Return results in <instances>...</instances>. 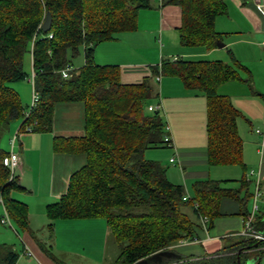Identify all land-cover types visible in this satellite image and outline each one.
<instances>
[{
  "label": "trees",
  "instance_id": "obj_1",
  "mask_svg": "<svg viewBox=\"0 0 264 264\" xmlns=\"http://www.w3.org/2000/svg\"><path fill=\"white\" fill-rule=\"evenodd\" d=\"M160 3L179 6L177 31L182 45L211 49L221 41L214 20L225 13V0ZM149 7L150 0H0V134L5 125L23 116L12 138V150L18 132L52 130L55 104L80 103L83 133L53 136L52 149L84 154V163L69 175L59 198L45 205L49 220L104 217L106 243L110 239L118 248L116 264H134L155 254L160 255L156 264H237L238 259L246 264V251L263 245L262 239L237 235L217 251L199 257L175 255L169 249L195 238L196 217L206 219L210 226L220 214L223 197L237 201L241 213L247 215L251 191L245 176L236 187L226 186L227 179L196 180L187 197L183 185L167 178L162 164L143 156L147 148L166 145L167 121L160 110L147 108L152 104L148 99L158 100L151 78L175 75L185 87L205 96L208 164H237L245 170L236 122L239 111L226 95L217 92L221 83L240 78L236 67L241 65L234 58L232 64L219 59H162L153 66L151 76L123 83L117 64L94 60L98 43L117 32L135 30L138 11ZM46 12L51 25L42 30ZM80 48L83 64L63 78L60 69L66 63L72 65L71 57ZM28 51L38 99L25 116L18 93L8 83L27 76L23 58ZM9 152L0 147V203L9 219L26 229L27 205L10 196L12 189L23 186L2 162ZM252 227L264 235V213L253 218ZM48 228L52 229V222ZM165 251L173 255L161 254ZM17 257L11 244L0 243V264H15Z\"/></svg>",
  "mask_w": 264,
  "mask_h": 264
},
{
  "label": "crops",
  "instance_id": "obj_2",
  "mask_svg": "<svg viewBox=\"0 0 264 264\" xmlns=\"http://www.w3.org/2000/svg\"><path fill=\"white\" fill-rule=\"evenodd\" d=\"M255 1L225 0V13L216 16L214 20V27L220 34L222 46L216 45L206 49L202 46L180 45L177 31L180 22L179 6L160 5V0H150L151 7L141 8L138 11L135 31L118 32L121 37L117 35L118 37H113L110 41L98 43L94 48L95 62L117 64L120 80L123 83H137L144 77L151 76L153 66L162 59L178 57L190 59L195 55H202L207 57L206 59H219L230 64L234 58L241 65L236 67L240 78L221 83L217 87V92L226 95L239 111L236 122L242 139L245 170L237 164H208L205 132L206 99L202 92L185 87L181 79L175 75L162 74L158 81L155 76L151 78L158 92L163 117L170 127L173 146L166 145L170 148L169 158L176 156L177 159V162L172 165L173 168L166 170L167 178L173 183L183 185L189 197L193 193V182L206 178L227 179L226 186L236 187L238 179L244 175L249 181L248 187L251 191L247 203V215L241 213V206L234 199L221 198L220 214L213 219L210 226H207L202 217L199 220L196 217L195 238L179 241L169 247L175 255L199 257L213 253L220 249L223 243H228L231 238L242 235L241 229L246 216L252 213L255 219L264 213V146L260 150V136L254 130L256 127L264 126V33L261 29L262 18L255 7ZM147 22H152L150 27L147 26ZM157 31L164 34L166 41L165 45L162 44L159 61L153 64L154 62H146L141 54L148 40L153 42V34ZM126 33H131L132 40L135 38L136 40L127 42L120 48L117 43L112 42L114 39H122V36L125 39ZM116 45L121 52L119 56L114 53L117 49ZM57 107L68 110L67 114L58 120L56 119ZM19 124L20 122L15 129L14 127L10 129L11 135L17 131ZM82 124L83 109L80 103H57L51 131L27 135H24V131L18 132L16 135L19 146L18 166L15 168L18 174L15 172L14 174L18 175L19 183L23 186L22 190L26 191V187L20 181V175L23 177L26 174L31 152L42 144L48 143L55 135L82 134ZM44 133L50 135H42ZM53 154L50 158L54 166L52 165L48 173V182L52 185H57L56 182H59L61 190L53 191L55 188L50 187L41 198L35 200L37 206H31L29 201L15 197L13 193L18 189L10 191V196L26 203L28 210L27 228L16 234L21 240L19 247H16V239L11 238V241H15L13 247L18 253L15 264H25L23 261L26 257L35 259L31 264H77L72 257L73 254L82 260L85 258V261L90 259L91 264H100L101 259L104 258L107 237V225L104 218H57L51 221L45 213V205L56 201L65 190L67 176L70 173L68 169L78 158L77 154L54 151ZM150 157L147 158L153 159L151 155ZM58 165H61L59 168L65 169L63 178L60 176L62 171L57 170ZM29 192L32 193V189ZM43 197L46 198L45 201L42 200ZM50 222H52V229L48 228ZM0 223L7 224L1 221ZM8 225L11 226V224ZM73 243L79 245V250L71 246ZM25 251H30L32 255H27ZM171 252H167L165 256L173 255ZM87 253H91V257L85 255ZM246 254V264H254L256 261L264 264V244L247 250Z\"/></svg>",
  "mask_w": 264,
  "mask_h": 264
},
{
  "label": "rangeland",
  "instance_id": "obj_3",
  "mask_svg": "<svg viewBox=\"0 0 264 264\" xmlns=\"http://www.w3.org/2000/svg\"><path fill=\"white\" fill-rule=\"evenodd\" d=\"M147 23H148L147 26L150 27V23H152V22H147ZM132 31H135V30H132ZM117 33L114 34L113 37H118V36L121 37L119 35V33L118 34ZM125 35H126L125 39H123L124 37L122 36V39L121 38L114 39V40H112V42H114L115 44L117 43L119 48H120V47H123L124 44L126 45L127 42H134L136 40V38L132 40L131 33L130 34L126 33ZM153 36H154L153 42L148 40V44H146L142 48V54L141 55L144 58V60H146V62H154L153 64H155L160 59V53H161L160 51L162 48V44L165 45L166 38H165L164 34L162 35V33L161 32L159 33V31L154 33ZM178 40H179V37H178ZM179 44L182 45L180 42H179ZM116 48H117V45H116ZM119 48H117L116 51L114 52L116 56L121 55ZM206 58L207 57L202 56V55H200V56L195 55V57H192L190 59H192V60H197V59L207 60ZM71 61H72L73 68H78L82 65L83 54H82L81 48L79 49L78 54H76L74 57H71ZM23 68L27 72V76L24 79L13 80V81L9 82L8 84L12 88H14V90L18 93V95L20 97L21 105L23 108V113L26 114V113H28V111L30 109V105H31V101H32V84L29 80V77L31 76L32 67H31V55H30L29 51L24 54ZM148 100L151 103L155 102L152 99V97ZM161 110L162 109H160V114L163 117ZM67 112H68L67 109H65V108L59 109L57 107L56 119L57 120L61 119L63 117V115L67 114ZM22 117L23 116H19L17 118H14L10 123L5 125L4 129L1 131L2 133L0 134V147L2 149H4L6 152H9L11 150V139L16 134V132L13 133L14 132V130H13L12 131L13 135H11L10 129L12 127H14V129H15L17 126V123H19L22 120ZM23 133H24V135H27V134H31V133L33 134L34 132L29 131V132H23ZM42 135L48 136L50 134L44 133ZM18 147H19L18 146V138L16 137L14 146L12 148L13 152L17 153L19 151ZM23 150L24 149H22V151ZM169 150H170V148L167 147L166 145L157 146V147H150V148H147L143 151V156L145 158H147V157L151 158L150 157V155H151L153 158L151 160H154V161L158 162L159 164H162L165 168H167L166 170L168 171V170H171L173 168L172 165L174 164L172 162L170 163L168 160V158L170 156L168 154ZM53 155L54 154H53V149H52V140H50L46 144H42L41 147H39V148H37L31 152V155L28 158L30 163H29L28 169H26V174L23 177H22V175H20V181L22 182V184L25 185L26 191H24V189L23 190L22 189L21 190L20 189L15 190L13 193V195L15 197L29 201L31 206H34V205L37 206V203L35 200H38L39 198H41L43 193L46 190L50 189V187L53 186L55 188V189L52 188L53 191L61 190V188L59 187V185H60L59 182H56L57 185L56 184L52 185L48 182V180H49L48 173L51 171L52 165L54 166V162L52 163V159H51ZM77 155H78V158L73 163L74 165L73 166L71 165L70 169H68V172H70L69 175L73 171L78 169L84 163V159H83L84 154H77ZM149 158H147V159H149ZM56 165H57V163L55 162V166ZM60 166L61 165L57 166V170H58V172L62 171V175L60 173V176H61V178H63V177H65V174L63 175V172L65 171V169L63 170V168H59ZM15 173L18 174V172H15ZM69 175L67 176V178L69 177ZM61 185H63V183ZM31 189H32V193L29 192V190H31ZM185 194H187V193H185ZM186 196L189 197L188 195H186ZM43 198H42V200L45 201L46 198L45 197H43ZM53 198L56 199L57 197H53ZM4 213H5V210L2 206V204L0 203V217ZM99 217H100V219L104 218L102 216H99ZM10 222H11V226H9L8 224L2 225L0 223V243L12 244V246H15V241H11V238L13 237L16 239V242H17L16 247H19V244H21V240H20V238H18V236L16 234L22 232V229H20L13 222L12 219H10ZM71 246H73L74 249L79 250L78 244L73 243ZM82 253H84V251H82ZM20 254H21V252H20ZM117 254H118V248H117L116 244L109 239L108 243H106V245H105L104 258H103V260L101 259L100 264H116L115 258L117 256ZM85 255H89L91 257V253H87ZM72 257L75 258L77 264H91L90 259L85 261V258L82 260L79 256L74 255V254L72 255ZM34 260L35 259L33 257H30V258L26 257V259H24L23 262L25 264H31V263H33Z\"/></svg>",
  "mask_w": 264,
  "mask_h": 264
},
{
  "label": "built area",
  "instance_id": "obj_4",
  "mask_svg": "<svg viewBox=\"0 0 264 264\" xmlns=\"http://www.w3.org/2000/svg\"><path fill=\"white\" fill-rule=\"evenodd\" d=\"M255 7H256L258 13L260 14V16L262 18L261 29H262V32L264 33V0H256L255 1ZM263 43H264V39H263ZM73 69L74 68H73V66L70 63H66L60 69L61 76L63 78L68 77L70 75V72ZM33 75H34V72L31 71V76L29 77V80H30V82L32 84V101H31L30 107L32 105H34L35 102L38 99V93L33 88ZM159 78H160V76H156L155 77L156 81H158ZM147 108H148V110H151V111L152 110H160L162 108V105H161L159 100H156L154 103L148 105ZM26 115H27V113L25 114V116ZM164 130H165V134L163 136L164 143L166 145L173 146V141H172V137H171V134H170V127H169V124L167 122H165ZM254 130L260 136L259 145H260V150H261L263 148V146H264V126L261 127V128L256 127ZM12 143H13V139L11 141V146H12ZM169 161L172 162V163H176L177 162L176 156L170 157ZM2 162H3L4 165H6L9 168L10 175L13 176L15 168L18 166V154L13 152V150H10L9 154L6 155L3 158ZM252 220H253V214L251 213L245 218V222H244L243 228L241 229V234L242 235H250V236H253V237L257 238V239H262L264 241V235L262 233L257 232V231H255L253 229ZM0 221L3 222V223L11 224L9 216L7 215L6 211L0 217ZM203 221L206 222V219L203 218ZM25 253L27 255H32V253L30 251H25Z\"/></svg>",
  "mask_w": 264,
  "mask_h": 264
},
{
  "label": "water",
  "instance_id": "obj_5",
  "mask_svg": "<svg viewBox=\"0 0 264 264\" xmlns=\"http://www.w3.org/2000/svg\"><path fill=\"white\" fill-rule=\"evenodd\" d=\"M50 25H51V15L49 12H46L45 13V16L41 22V29L42 30H48L50 28ZM223 43L221 41H218L217 42V46H222ZM161 254H167V252H162ZM160 258V255L158 254H155L149 258H144V259H141L137 262H135L134 264H156V262L159 260ZM237 264H240V261L239 259L237 260Z\"/></svg>",
  "mask_w": 264,
  "mask_h": 264
}]
</instances>
